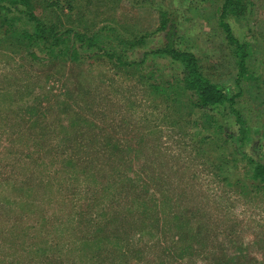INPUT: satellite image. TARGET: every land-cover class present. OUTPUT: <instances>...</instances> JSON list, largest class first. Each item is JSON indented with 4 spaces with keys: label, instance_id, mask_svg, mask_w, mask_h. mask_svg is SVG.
<instances>
[{
    "label": "rangeland",
    "instance_id": "1",
    "mask_svg": "<svg viewBox=\"0 0 264 264\" xmlns=\"http://www.w3.org/2000/svg\"><path fill=\"white\" fill-rule=\"evenodd\" d=\"M33 1L37 14L65 18L68 13L66 0L59 7L55 0ZM252 2V12L231 18L230 25L248 46L249 76L234 106L251 137L245 150L258 158L264 156V0ZM93 3L90 8L97 6ZM220 3L120 0L114 10L95 9L93 20L94 26L106 20L121 24L130 29H124L129 37L147 34L145 46L132 54L138 60L144 50L166 42L165 32L155 33L157 7L162 6L176 20L177 43L193 51L211 77L238 92L233 55L218 26ZM1 15L31 29L17 11ZM79 17L74 10L69 20L75 25ZM83 21L81 26L89 22ZM4 28L0 25V264H39L43 246L48 247L45 256L72 264L73 239L85 231L67 220L68 205L81 206L92 196L94 184L86 183L84 172L105 181L107 156L98 148L107 143L135 146L126 157L138 156L143 176L161 178L173 201L132 231V246L140 248V260L133 264H210L212 254L223 248H241L244 263L264 264V192L261 184L246 178L245 161L232 159L239 125L228 107L178 114L170 101L148 88V82L167 77L175 68L165 57L119 67L71 43L69 49L79 52L77 60L62 53L53 61H31L29 49L48 56L25 41L4 38ZM70 157L75 165L65 168ZM86 160L92 163L83 171ZM182 215L183 221L176 218ZM179 224L188 231L185 241L176 235ZM213 242L218 248L211 251ZM51 244L61 254L51 251Z\"/></svg>",
    "mask_w": 264,
    "mask_h": 264
},
{
    "label": "trees",
    "instance_id": "2",
    "mask_svg": "<svg viewBox=\"0 0 264 264\" xmlns=\"http://www.w3.org/2000/svg\"><path fill=\"white\" fill-rule=\"evenodd\" d=\"M59 1L55 0L53 5L59 7ZM92 1H94L93 5H97L95 8H90ZM119 1L66 0L68 13L63 18L58 15L37 14L35 12L37 6L33 0H0V14L2 11L4 13L17 11L31 23V29L19 28L15 26L13 19L9 20L8 17L2 15L0 25L6 27L2 31L4 38L25 41L28 46H37L40 52L45 51L48 56L47 58L40 56L35 50L29 49L27 55L31 61L42 62L47 59L53 61L57 56L63 55L62 53L71 55L73 60H77L79 52L75 47L72 50L69 49L71 43H76L82 48L92 49L93 53L110 60L119 67L133 65L139 67L148 57L167 58L175 68L167 77L162 76L155 82H148L149 90L160 93L159 95L170 101L178 114L185 109L187 113H190L196 109L228 107L239 125L237 145L232 151V159L237 162L239 157L245 161L246 178L251 180L253 185L261 184V189L264 192V156L257 158L245 150L251 137L245 126L246 120L243 118L242 112L234 106L235 99L242 94V81L248 79L249 76V51L247 43L235 36L230 19L241 18L251 13L254 6L252 0H221L216 9L218 26L223 31L233 55L236 68L234 86L239 89L238 92H232L233 85L211 77L212 75L204 70L196 54L182 47L180 41L177 43L173 37L176 31V20L173 14L162 6L157 7L159 23L155 33L165 32L166 42L160 47L144 50L138 60L132 58L133 53L145 46L147 34L126 36L124 32L127 31L124 29L130 30L129 28H124L121 24L119 26L116 22H107V20L101 26H94L96 25L93 20L95 9L97 11L105 7L114 10ZM83 5H88V7ZM74 10L80 13L75 25L69 20ZM83 13L87 15L84 16ZM85 18L89 22L85 26H81ZM111 19L113 21L114 18ZM27 109L31 114L35 111L33 107ZM219 128L222 129L221 126ZM98 149L107 156L105 181L100 183V178L92 180L94 175L84 172L83 178L86 183L89 186L94 184L92 196L87 197L81 206L73 203L68 205L69 210L66 217L69 219L67 220L74 224L73 226L78 231H85L83 236L73 239L70 251L73 254L72 264H133V261L140 260V248L132 246V231L141 228L140 223L147 218H154L153 214L164 210L165 206L169 208L173 206L171 192L169 186L166 188L165 183L161 182V178L156 175L143 176L144 171L138 163L140 160L138 156L134 154L133 157H126L124 153L135 152L137 150L135 146L107 143ZM46 152L51 154L49 153L51 149L46 148ZM31 161L34 162L33 158ZM73 161L72 157L65 160V168L74 166ZM82 163L85 168L83 171H85L88 170L92 162L86 160ZM135 163L137 164L135 165ZM226 165L224 164V168H227ZM222 171V178L227 180L228 177L224 176L227 172ZM86 190L88 189L86 188ZM68 197L70 198V196ZM176 218L183 221L185 216ZM185 223H189V221L186 220ZM158 225L157 223L155 227L158 228ZM179 228L180 231L178 230L176 235L185 241L188 231L183 230V224H179ZM43 241L46 243L47 240L43 239ZM230 242L234 243L233 239ZM51 245H54L51 246V251L61 254L57 250L56 244ZM211 245V251L218 248L216 242ZM203 246L207 247L208 244ZM187 249H190L189 246ZM46 250H48L47 246L41 248L42 252H40L39 258L42 259L39 264H62L61 258L58 261V256H45ZM229 250V248H223L221 253L212 254L214 256L211 257L210 264H246L243 262V257L238 254L243 253L241 248ZM116 260H120V262H115Z\"/></svg>",
    "mask_w": 264,
    "mask_h": 264
}]
</instances>
